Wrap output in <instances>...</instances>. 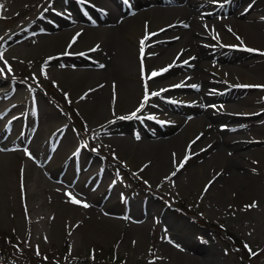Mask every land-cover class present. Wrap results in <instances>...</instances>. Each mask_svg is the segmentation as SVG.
Returning <instances> with one entry per match:
<instances>
[{"label": "rangeland", "instance_id": "1", "mask_svg": "<svg viewBox=\"0 0 264 264\" xmlns=\"http://www.w3.org/2000/svg\"><path fill=\"white\" fill-rule=\"evenodd\" d=\"M48 1L0 0L3 5L0 8V37L3 38L0 53L4 56L0 60V69H4L0 74V264H198L187 259L181 262L176 256L182 252L175 239V234L180 235V232L171 229L167 217H172L173 222H184L186 238L216 251L217 258L212 264H242L231 249L227 235L243 246L248 244L256 253L263 249L264 156L248 160L253 164L251 170L258 177L257 183L262 182L263 188L257 195L250 191H231L221 196L220 187L212 185L214 180L205 193L207 178L197 180L190 176L188 169L181 176L176 175L178 177L167 175L165 171L155 174L148 171L145 167L148 159L138 157L142 154L135 150L143 137L153 140L154 137L146 134L148 128L162 134L156 139H171L179 131L184 132L183 139L188 131L191 139L200 114L194 108H190L188 114L178 111V115H174L182 119L180 124L174 116L173 120L168 118L171 114L158 116L165 123L150 119L145 125L139 119H119L140 108L145 92L144 83L140 81L142 89L131 99L130 106L119 103L116 109L117 99H111L110 113L114 122L103 123L109 117L107 100L104 107L107 116L97 119L89 109L92 102L86 86L68 83L71 75L62 69L74 38L53 51L47 39L50 36L38 29L36 19ZM31 5L35 6L32 12L26 9ZM238 6L249 7L250 0H240ZM247 15L250 18L260 13L249 9ZM233 16L234 13L223 14L218 19L228 20ZM14 32L17 38L5 42ZM34 34L40 37L34 44L28 43L26 39ZM57 52L62 53L55 55ZM81 60L90 64L86 58ZM9 67L11 72L7 70ZM140 76H144L141 69ZM214 77L219 78L216 73ZM257 91L260 95L250 109L262 107L259 102H264V88ZM220 104H233V100ZM5 107L9 109L7 112ZM13 117L21 119L6 127V122ZM174 124L179 129L172 126ZM141 126L143 137L134 138V144L106 135L115 132L131 138ZM57 155L60 160L54 162ZM168 155L170 166L173 156ZM175 159L178 163L183 156ZM78 167L83 177L89 179L85 187L103 188L105 196L91 199L77 192L75 185L81 173L74 175ZM214 174L216 172L211 175ZM66 193L90 207L72 204ZM111 200L116 204L117 215L112 216L113 223H107L102 210ZM149 202L155 203L156 208L148 211ZM172 202L176 210L167 206ZM253 202L257 207H246ZM180 208L188 211L190 217ZM127 215L135 221L127 219ZM142 225H145L144 231L136 227ZM93 252L100 258H92Z\"/></svg>", "mask_w": 264, "mask_h": 264}, {"label": "bare ground", "instance_id": "2", "mask_svg": "<svg viewBox=\"0 0 264 264\" xmlns=\"http://www.w3.org/2000/svg\"><path fill=\"white\" fill-rule=\"evenodd\" d=\"M224 1L229 3L228 8L220 7ZM239 1L132 0L133 5L127 6L120 0H86L85 3L80 0H49L42 7L36 22L38 29L50 36L47 39L53 51L76 38L67 52L71 54L65 55L67 60L62 69L71 75L68 83L86 86L92 102L88 106L97 119L107 116L104 107L105 101H108L109 117L103 123L113 122L110 107L114 84L118 102L116 109H119V103L127 107L142 89L140 81L145 84L146 73L171 65L169 72L148 80L149 93L160 92L161 95H150L149 104L138 113L143 115L139 121L144 125L150 119L161 122L163 118L158 119V116L168 114H171L168 118L173 120L177 117L174 114L178 115L176 112L188 114L190 108H194L200 115L197 116L193 137L189 139L187 131V137L183 139L184 132L179 131L171 139H156L162 134L148 128L150 133H146L147 136L154 138L145 140L141 133L143 125L133 133L132 139L115 132H107L106 135L115 136V139L126 144H134L137 135L143 137L141 145L135 150L142 154L138 157L148 159L147 170L154 174L165 171L169 175L176 170L173 164L169 166L167 163L169 153L171 156L175 153L176 158H184L190 152L191 159L177 172L178 176L188 169L190 176L197 180L207 178V184L214 180L212 185L220 187L221 196L231 191H250L257 195L263 188L260 185L262 182L257 183L258 177L251 170L253 164L248 160L264 156V102H259L262 107L250 109L260 95L257 89L261 88H241L237 85H264V56L242 50L248 47L264 52V0H250V6L245 8L238 6ZM159 3L177 6H158ZM87 5L92 6L90 16L95 20L84 16V8H89ZM140 7L146 10L140 11ZM26 9L32 12L35 6ZM249 9L258 11L260 15L248 18ZM229 13H234L231 19L219 20L217 17ZM81 21L86 27H80ZM146 31L158 35L145 42L144 76H140V41ZM216 36L219 40L214 38ZM237 36L243 40V44L237 40ZM38 37L34 35L26 40L34 44ZM15 38L17 34L7 41ZM85 58L91 61L90 64L81 60ZM184 61L189 63L185 64ZM215 73L219 78L214 77ZM180 84L186 86L173 87ZM164 89L167 91H161ZM227 100H233V104H220ZM176 119L180 124L182 119ZM172 126L178 128L177 124ZM158 132L161 133L160 130ZM59 160L57 155L54 162ZM214 172L216 174L211 175ZM87 183V177L80 179L75 185L77 192L91 199L104 194L103 188H86ZM103 207L104 222L113 223L112 216L117 215L115 202L108 201ZM154 208L156 204L149 202L148 211ZM126 218L133 220L129 215ZM167 219L171 229L180 232V235L175 234V239L182 249L180 255H176L181 262L182 259L198 264L216 261L214 249L186 238L188 234L182 220L173 222L172 217ZM136 227L142 231L145 229V225ZM167 237L170 239V236Z\"/></svg>", "mask_w": 264, "mask_h": 264}, {"label": "snow or ice", "instance_id": "3", "mask_svg": "<svg viewBox=\"0 0 264 264\" xmlns=\"http://www.w3.org/2000/svg\"><path fill=\"white\" fill-rule=\"evenodd\" d=\"M80 2L81 3H85L86 0H80ZM127 2H128V0H125V3H127ZM2 7H3V5H0V8H2ZM220 7H223V5L221 4ZM184 27H188V25H184ZM205 27L207 28V25H205ZM145 28L147 30V24L145 25ZM161 31H165V30L164 29H161ZM228 31L229 32H232V29L231 28H228ZM79 35L80 34L78 33L77 36H79ZM156 35H158V33H155V32L148 33L146 31L144 38L140 41V61H141V70H142V72H144V59H145V47L144 46H145V42L147 40H150L151 37H154ZM214 38L217 39V40H219V37L218 36H216ZM236 38H237V40H240V43L241 44L244 43L243 40L239 36H237ZM0 39H3V38L0 37ZM75 39L76 38L73 39L72 43H75ZM98 47L99 46H97V48ZM94 50L95 49H92V51H94ZM242 50L243 51H246V52H249V53H258L259 55L264 56V52H261V51H259L257 49L244 47ZM66 54H71V53H66ZM3 59H4L3 53H0V60H3ZM192 59H195V57H192ZM5 63H7V62L5 61ZM184 63L185 64H188L189 62L188 61H184ZM101 67H104V65H101ZM171 67L172 66L170 65V66L165 67L164 69H162L160 71H151L150 73H146V79H145V84H144V89H145L144 99L141 102L140 108L137 110V112H133L131 115L126 116V117H119V119H121V120H125V119H127V120L139 119L138 112L142 111L143 108L146 105L149 104L150 95L151 96H159V95H161L160 92H153L151 94L149 93L148 80H151L153 78L159 77L163 73L169 72L170 69H171ZM7 70H8V72H11L12 71V69L10 67ZM3 72H4V69H0V74H2ZM44 74H45V77H47V73L45 72ZM185 86H186L185 84H180V85H174L173 87H185ZM237 86L238 87H241V88H264V85H237ZM191 87L198 88V86H196V85H192ZM115 88H116V86L114 84L113 85L114 98H115ZM161 91H167V89H164V90H161ZM65 97H66V99H68V94L67 93H65ZM84 98L85 97H81V99H84ZM69 102H70V99H69ZM110 123H112V122H110ZM136 138L139 139L140 137L137 135ZM85 147H87V145H85ZM94 151H96V150L94 149ZM27 155H29V157L31 158V155L32 154L30 152H28ZM191 155L192 154L190 152L189 153H186L185 157L180 162L177 163V161L175 159L176 154L173 153V165H174V168L176 170L171 173V176H173V177L176 176L177 175V172L180 171L181 169H183L185 167V165L188 164L189 160L191 159ZM230 155H231V153H230ZM114 159H116L115 156H114ZM253 163H258V162L254 161ZM145 167H147V165H145ZM141 170H143V169H141ZM253 171H255V169ZM217 175H220V174H217ZM145 183H147V181H145ZM211 183H212V181H210L209 184L205 186V188H204V192L205 193L208 191V188L211 186ZM66 195H68L70 197V202L72 204L82 205V207H84V208H89L90 207V205L88 203L82 202L81 200H79L75 196H73L71 193H66ZM246 207L247 208H255V207H257V204L255 202H253L252 204L247 205ZM45 240H47V238H45ZM133 243H135V242H133ZM169 243H171V241H169ZM244 247H245V249H247V251L249 252V254L251 256H256L257 255V253H255L248 244H245ZM36 254L38 256L40 255L39 248H37Z\"/></svg>", "mask_w": 264, "mask_h": 264}]
</instances>
